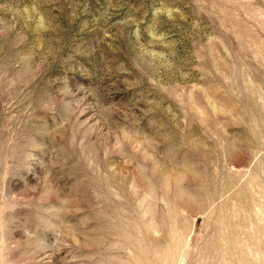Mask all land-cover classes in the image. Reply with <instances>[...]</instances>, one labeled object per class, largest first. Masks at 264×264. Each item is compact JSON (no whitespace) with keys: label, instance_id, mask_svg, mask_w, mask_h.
<instances>
[{"label":"rangeland","instance_id":"1","mask_svg":"<svg viewBox=\"0 0 264 264\" xmlns=\"http://www.w3.org/2000/svg\"><path fill=\"white\" fill-rule=\"evenodd\" d=\"M0 264H264V0H0Z\"/></svg>","mask_w":264,"mask_h":264}]
</instances>
